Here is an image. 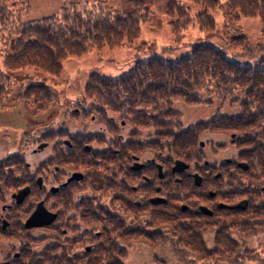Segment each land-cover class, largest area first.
<instances>
[{"label":"trees","instance_id":"obj_1","mask_svg":"<svg viewBox=\"0 0 264 264\" xmlns=\"http://www.w3.org/2000/svg\"><path fill=\"white\" fill-rule=\"evenodd\" d=\"M13 1L15 0H0V54L5 53L4 73L0 72V103L7 97L2 90L10 88L4 84L11 82L17 70L32 67L57 76L61 74L63 61L68 57L83 56L94 47L101 49L105 45H131L140 37L142 25L148 21L149 16L143 11L142 1L135 0L132 1L134 12L127 15L115 13L91 18L90 15L84 16L66 9L61 16H48L41 21L13 27L14 19L18 17L11 9L15 6ZM192 1L207 9H216L223 5L220 0ZM225 7L227 13L236 14L237 18L259 17L264 35V0H228ZM166 10L169 18H177V22L172 24L176 38H179L177 41L184 38L185 30L193 23V19L198 20L203 32L215 31L214 20L209 14L201 13L193 18L180 6V0H169ZM19 11L17 9V13ZM6 32L13 35L9 43L6 41ZM241 38L247 41L245 36ZM234 41L237 45H244L237 39ZM4 46L7 48L2 50ZM234 90H240L244 94L242 100H237L241 102L242 108L238 114L214 115L208 121H199L189 126L180 134H173L171 125L176 122L178 115L173 109L175 101H182L184 105H198L207 102L202 96L204 91L226 98ZM84 93L93 110H110L119 119L133 124L138 135L139 130L155 127L159 137H172L173 145L176 146L172 151L182 159H185L182 155L192 157L195 143L203 130H250L253 137L250 138L251 148L242 149L243 154L245 158L253 161L258 159L264 169L261 162L264 157V67L240 64L229 58L225 50L210 42H197L189 55L175 61L154 57L140 62L129 74L117 79L95 74L91 76ZM23 95L27 100L34 96V102L41 103V108L51 104L56 97L47 86L41 85L33 87ZM178 122L182 125L181 121ZM146 143L155 145V138L151 143ZM186 149L189 152L184 153ZM255 197L259 198V195L256 194ZM176 213L177 217L173 222L170 214L162 210L147 225L150 229L131 230L129 239L122 241L127 245L125 248L118 242L114 245H102L99 247V260L85 259L70 263L126 264L129 247L136 242H143L154 248L169 241L179 254L183 253L185 257L188 255L201 262L206 261L207 264L223 260L238 264L255 256L233 234L249 237L264 230V224L248 222L240 226L235 222H227L217 227L214 247L210 248L207 246L205 225L196 222L195 215L182 214L179 211ZM103 253H106L107 258H102ZM18 260V264H64L59 253L55 252L50 257L44 249L32 256L30 252L24 251Z\"/></svg>","mask_w":264,"mask_h":264},{"label":"flooded vegetation","instance_id":"obj_2","mask_svg":"<svg viewBox=\"0 0 264 264\" xmlns=\"http://www.w3.org/2000/svg\"><path fill=\"white\" fill-rule=\"evenodd\" d=\"M102 111L76 109L73 118L69 116L58 128L53 125L33 149L38 156L35 164L28 163L21 152L16 153L15 163L11 155L0 158V264H18L25 249L18 246L19 237L38 229L44 231L43 249L50 257L57 252L64 264L99 260V247L118 242L125 248L122 241L129 239L130 231L146 230L162 210L173 222L178 211L195 215L194 220L205 225L211 243L217 227L227 222L264 224V202L255 197V189L239 185L248 182L252 186L255 161L245 158L236 133L228 148L232 152L222 162H187L189 168L175 174L173 166L180 158L173 160L170 152L156 153L153 144H145L154 139L149 129L139 137L136 129L125 131L126 121L115 125ZM88 123L98 125L99 130L91 131ZM76 124L84 130L73 134L69 126ZM205 145L200 142L201 152ZM48 151L50 155L42 158ZM4 153L10 154L9 145ZM26 187L29 193L19 203L15 194ZM157 197L165 202L154 203ZM242 201L246 208L238 207ZM38 203L45 207L44 224L26 227ZM102 258H107L106 253Z\"/></svg>","mask_w":264,"mask_h":264},{"label":"rangeland","instance_id":"obj_3","mask_svg":"<svg viewBox=\"0 0 264 264\" xmlns=\"http://www.w3.org/2000/svg\"><path fill=\"white\" fill-rule=\"evenodd\" d=\"M132 1L135 0H15L13 1L15 6L11 7V9L16 12L18 17L14 19L13 27L28 22L41 21L44 18H48V16H61L66 9L72 13L76 11L84 16L90 15L91 18L115 13L127 15L134 12ZM141 1L144 13L149 15L148 21L143 23L140 37L131 45H118L117 47L105 45L101 49L94 47L86 54H83V56L68 57L63 61L61 74L57 76L41 70L38 71L32 67L14 72L16 74L11 78V82L4 84L6 87H10L8 88L9 90H2L7 97L6 99L3 98L0 103V158L11 155V163H15L18 160L17 156H15L16 153L21 152L28 163H37L38 156L33 149L37 148L40 137L44 139L47 133L52 130L53 125L56 124V128H58L61 122L70 120V117L73 118L74 110H93L90 107L91 102L87 99V95L84 92L91 76L95 74L117 79L120 76L129 74L140 62L154 57L175 61L185 57V55H189L197 42H210L217 48H222L228 53L229 58L240 64L264 67V35L262 34L261 19L259 17L244 18L242 16L237 18L235 17L237 16L236 14L227 13L225 4L228 0H220L223 5L217 6L216 9L203 8V5L192 0H180V6L184 7L191 17L194 18L198 14L207 13L215 24L214 32H203L200 29L198 20L192 18L193 23L185 30V36L180 41H177L179 38H176L172 26L173 23L177 22V18L171 19L167 14L166 8L169 0ZM17 9L20 10L19 13H17ZM5 36L8 43L13 38V35H10L9 32H6ZM242 36H245L247 41L243 40ZM236 39L245 46L237 45L234 41ZM4 48L7 47L4 46L2 50ZM4 56L5 53L3 55L0 54V72L3 73ZM1 83L2 80H0ZM40 85L47 86L56 95L51 104L43 105L42 108L41 103L37 104L34 102V96L27 100L23 95L33 87H39ZM239 91L234 90L231 96L226 98H219L212 92L204 91L202 96L207 102L198 105H184L182 101H175L173 109L178 112V115L176 122L171 125V131L177 135L183 130H187L189 126L199 123V121L210 120L214 115L233 116L238 114L242 108H240L241 102L237 100L244 98V94ZM66 112H69L68 116ZM102 114L111 118L115 125H120L121 121L124 120L119 119V116L113 114L110 110H103ZM97 116L98 121L101 122L100 116ZM87 119L88 122H91L90 116ZM178 120L182 122V125ZM127 124L129 127L125 131H129L131 128L135 129L133 124L129 122ZM86 126L93 132L99 130L98 125L88 123ZM69 127L73 134L84 130L82 125L76 124ZM144 129H149V133L155 138L156 153L170 152L173 160L179 158L172 151L176 148L173 145L174 139L172 137L162 135L159 137L157 135L158 130L155 127ZM143 130H139V137H141ZM201 132L195 143L194 152L191 154L192 157L187 158L182 155L185 158L183 160L190 162L192 165L196 163L204 164L205 161L210 163L222 162L225 156L227 157V154L232 152L228 148L232 147L230 140L233 133H236L239 137L237 146L241 150L245 147L251 148L252 142L250 138L253 137L250 134V130L224 131L216 128L215 130H203ZM107 137L113 136L107 134ZM200 142L206 144L202 152L199 150ZM164 144L165 148L163 147ZM8 145L10 154L5 155L4 151L8 149ZM166 145L168 146L167 148ZM187 152L189 150L186 149L184 153ZM49 155L50 152L48 151L42 155V158L45 159ZM261 162L264 164V157L261 158ZM254 164L255 178L252 186L250 187L248 182H243L239 185L242 189H255L254 192L259 195L258 201L264 202V169L261 168L258 159ZM15 184L14 182L13 186L16 187ZM35 204L36 202L31 204V206ZM147 228L150 229L149 226ZM257 229L260 230V228ZM43 234L44 231L41 229L34 230L31 235L25 234L21 238L19 237L20 244L18 246L24 245L26 249L24 251L30 252L31 256L38 254L43 250ZM233 237L244 244L249 252H254L255 255L253 259H245L238 264H264V230L253 233L249 237L234 233ZM206 240L207 246L213 248L214 241L211 243L209 234L206 235ZM28 242H32V244L27 246ZM170 243L167 241L164 243L165 245L153 248L149 244L136 242L129 247L126 264H207L206 261L201 262L196 260V258L194 259V257L188 255L185 257L183 253L179 254L178 250L173 249ZM212 264L236 263L223 260Z\"/></svg>","mask_w":264,"mask_h":264},{"label":"water","instance_id":"obj_4","mask_svg":"<svg viewBox=\"0 0 264 264\" xmlns=\"http://www.w3.org/2000/svg\"><path fill=\"white\" fill-rule=\"evenodd\" d=\"M159 175L160 177L162 176V168L161 166H159ZM173 172L175 174H177L178 172H182L186 169L189 168V165L181 160L178 159L176 160L174 166H173ZM81 176V174H77V177L79 178ZM75 177V178H77ZM196 178V183L200 184V178L198 176H194ZM179 181V180H177ZM30 188L26 187L24 189H21V191H19L17 194H15V197H17V201L19 203H21V201L25 198V196L29 193ZM154 203L157 202H165V200L161 197H157L156 199L153 200ZM238 207L240 208H246V202H241L238 204ZM45 212V207L42 206V203H38L36 206V209L33 211L32 215L28 218L27 223H26V227H41L44 224V219H43V213Z\"/></svg>","mask_w":264,"mask_h":264}]
</instances>
